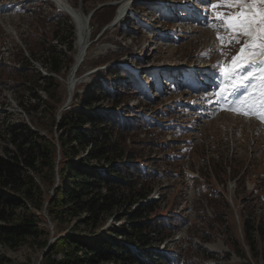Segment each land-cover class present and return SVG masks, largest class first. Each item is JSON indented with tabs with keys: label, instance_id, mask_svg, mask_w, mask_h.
Segmentation results:
<instances>
[{
	"label": "rangeland",
	"instance_id": "1",
	"mask_svg": "<svg viewBox=\"0 0 264 264\" xmlns=\"http://www.w3.org/2000/svg\"><path fill=\"white\" fill-rule=\"evenodd\" d=\"M66 1L76 9L82 8L85 14L92 13L88 19L85 53L77 67L79 80L71 94L66 83L69 71L64 73L65 68H62L63 76L53 74L60 83L55 102L57 115L70 105L74 92H82L83 86L97 76L95 73H102L112 65L131 67L136 78L145 85L141 91H135V85L120 89L122 93L128 92V96L123 94L125 111L151 119L136 141L132 138L125 141L126 148L135 150L139 160L150 170L152 168L153 173L147 197L131 204L130 211L144 205V212L155 220L165 214H176L183 219L166 239L159 240L165 235V229L159 234L153 233L156 238L146 248L161 254L165 249L179 255L187 252L194 264H264L261 235L248 227L250 236L257 238L255 257L243 230L247 220L248 224L264 228V124L261 123L264 120L259 118L258 112L253 116L261 122L250 121L241 113L225 111L227 108L222 107L217 96L219 90L214 96L187 92L184 96V90L193 91L181 83V75L195 65L203 72L216 70L217 78L222 72L225 78L229 77L225 69L232 67L235 53L247 37L239 36L238 40L229 42L231 31L216 17L218 13L237 9H213L211 5L219 0H125L130 3L128 10L113 24L117 7L124 0ZM188 1L191 3L186 8ZM104 5L113 6L108 18L102 10ZM58 7L52 0H0V153L5 146L13 149L6 131L8 124L23 121L39 133L56 135L49 114L44 111V102L30 99L32 106H28V95L34 91L29 79L33 78L40 84L37 93L50 101L42 89L45 82L42 76L50 71L49 60L44 57L55 55L61 62L72 57L75 61L76 35L72 18L66 19V26H62L65 27L64 38L58 33V41L55 37L49 40L57 27L53 18L59 14ZM97 8L99 10L92 17ZM155 8L163 11L161 18ZM131 17L134 24L129 20ZM211 18L215 25H211ZM71 27L74 34L70 36ZM120 27L125 30L122 34ZM34 33L42 35L40 42L47 40L55 44V48L45 51L33 40L31 34ZM41 33L46 34V38ZM218 34L224 37L223 41L217 38ZM256 59L249 66L247 64L248 68L238 66L234 69V73H241L242 77L249 71L255 73L245 81L244 88L250 95L260 91L256 82L261 83L259 77L264 73V60ZM26 60L30 61L32 69L16 68L25 65ZM238 97L243 98L242 95ZM200 100L210 103L202 112L198 105L204 107L207 103ZM107 102L109 99L105 98L104 103ZM255 105L259 110V104ZM28 107L30 110L26 109ZM115 110L119 111V107ZM29 172L40 187L37 191L40 206L20 196L21 206L26 204L38 216L41 232L38 237H26L16 247L0 240V264H43L44 255L56 237L68 231L88 233L91 229L85 223L76 222L84 213L62 222L53 221L46 207L57 185V174L51 185L43 181V172ZM119 188L125 193L128 191L125 185ZM213 190L217 194L211 195ZM14 210L21 212L23 209L16 207ZM119 214L122 215L117 219ZM104 217L92 227L96 233L105 235L108 228L129 224L127 214L120 209ZM124 238L118 233L113 242L124 243ZM61 256L60 252L53 255L55 258ZM161 260L165 261L164 257Z\"/></svg>",
	"mask_w": 264,
	"mask_h": 264
},
{
	"label": "trees",
	"instance_id": "2",
	"mask_svg": "<svg viewBox=\"0 0 264 264\" xmlns=\"http://www.w3.org/2000/svg\"><path fill=\"white\" fill-rule=\"evenodd\" d=\"M98 10L93 11L92 17ZM102 10L108 18L113 12V6L104 5ZM58 13L53 18L57 27H54L49 40L55 37L58 41L59 34L62 38L66 35L65 27L62 26H66V19L70 17L63 10ZM129 20L134 24L133 17ZM72 27L68 33L70 36L74 34ZM120 28L119 33L122 34L125 30ZM31 35L35 43L40 44L45 51L55 48V44H49L45 39L43 43L40 42L42 35ZM43 35L46 38L47 35ZM68 47L72 48V42L69 41ZM44 59L49 60L50 71L48 75L42 76L45 81L42 89L50 101L41 98L37 93L40 84L29 78L34 91L28 95V106L31 105L30 99L44 102V111L49 114L56 135L39 133L23 121L6 125L8 140L13 149L5 146L3 153H0V240L16 247L26 237L35 238L40 234L38 216L26 204L21 206L23 201L20 196L40 206L37 196L40 187L29 170L37 173L41 171L45 183L52 185L56 174L58 177L46 207L51 219L62 222L84 213L76 222L85 223L91 228L88 233L68 231L56 237L44 255L43 264H194L187 252L179 255L165 249L161 254L155 249L146 248L156 238L153 233L159 234L161 229H165V235L159 240L166 239L172 228L183 220L181 217L165 214L155 220L144 212V205L130 211L131 204L147 197L153 173L152 168L150 170L149 166L139 160L135 150L126 148L125 141L127 138L137 140L151 119L138 113L132 115L127 109L125 111L122 107V101L125 100L123 94L128 92L122 93L121 90L127 89L128 85H135V91H141L145 85L124 65H112L102 73H95L97 76H93L95 78L83 86L82 92H74L70 105L57 115L55 102L60 83L53 74L63 76L66 71H70L74 60L69 57L61 62L55 55ZM25 67L32 69L30 61L26 60L23 66H16L18 69ZM62 68H65L64 73H61ZM78 73L80 71L77 68L75 74ZM105 98L109 102L104 103ZM118 107L119 111H116ZM26 109L30 110L29 107ZM120 185H125L128 191L123 192ZM210 194L215 195L217 192L213 190ZM16 207L23 210L16 212ZM115 209L127 214L129 224L108 228L104 231L105 235L96 233L92 227ZM248 223L247 220L243 229L246 242L252 244L251 250L256 257L257 238L251 237L247 229L250 227L252 231H258L263 241L261 252L264 256V228ZM118 233L124 235V243L113 242ZM44 244H47L46 240ZM59 252L61 257H53ZM240 253L244 254L241 250ZM163 257L165 261L161 260Z\"/></svg>",
	"mask_w": 264,
	"mask_h": 264
},
{
	"label": "snow or ice",
	"instance_id": "3",
	"mask_svg": "<svg viewBox=\"0 0 264 264\" xmlns=\"http://www.w3.org/2000/svg\"><path fill=\"white\" fill-rule=\"evenodd\" d=\"M213 9L228 8L237 9L235 12L218 13L216 19L224 22V27L230 30L232 35L228 37L229 42L239 36L248 38V42L240 48L239 54L234 57L232 67L225 70L226 76L234 74V69L241 65V62L254 63L256 58L264 60V0H219L211 5ZM221 41L224 37L218 34ZM255 73L249 71L243 76V80L252 78ZM260 101L258 115L264 120V73L260 74ZM237 109L242 114H253V108Z\"/></svg>",
	"mask_w": 264,
	"mask_h": 264
},
{
	"label": "bare ground",
	"instance_id": "4",
	"mask_svg": "<svg viewBox=\"0 0 264 264\" xmlns=\"http://www.w3.org/2000/svg\"><path fill=\"white\" fill-rule=\"evenodd\" d=\"M54 1L55 4H57L61 10L65 11L73 20L74 24H75V35H76V38H75V43H76V54H75V61L74 64H72V67H71V70L69 71L68 75H67V85H68V88L69 89H72L74 88L75 86V77H76V70H77V67L81 61V59L83 58L84 56V53H85V48H86V44H87V37L89 35V32L87 30V27H88V19H90L88 17L87 14H85L83 11H81L80 9H76L74 7H72L66 0H52ZM127 1H122L119 5V8H120V11L117 13H121L122 11L124 10H128V5H127ZM117 21V19H114L112 21V23L114 24L115 22ZM248 42V38H246L242 44V46H244L246 43ZM241 46V47H242ZM240 52V50H239ZM238 52V54H239ZM237 54V55H238ZM236 55V56H237ZM257 60V59H255ZM249 64H252V63H247V62H241V67H246L248 68ZM239 72V69L238 71ZM252 72V71H251ZM247 82H245V80H243V77H242V74L240 73H234L233 75L230 76V78L224 83V85L222 86V89L219 90V92L213 94L218 96L220 102L222 103L221 105H223V103L226 105L225 107L233 112H239V113H242L241 111H237V109H248V107L250 105H255V102L253 104H249V96L250 94L249 93H246L247 89H242L244 88V86H246L247 84H245ZM238 87L241 88V92L238 93L237 90H238ZM249 87H251V84H249ZM73 91V90H72ZM242 92L246 93L244 98L242 100V102L240 103V105L242 107H238L234 100L239 99L238 95L242 94ZM242 99V98H241ZM218 101V103H220ZM245 104V105H244ZM222 108V107H220ZM219 109V108H218ZM255 112H258V107H254L253 108V114H255ZM253 114H250L253 116ZM218 114H216L217 116ZM249 116V115H248ZM250 122V121H249Z\"/></svg>",
	"mask_w": 264,
	"mask_h": 264
},
{
	"label": "water",
	"instance_id": "5",
	"mask_svg": "<svg viewBox=\"0 0 264 264\" xmlns=\"http://www.w3.org/2000/svg\"><path fill=\"white\" fill-rule=\"evenodd\" d=\"M91 13H92V11H91V12H89V14H88V17L91 15Z\"/></svg>",
	"mask_w": 264,
	"mask_h": 264
}]
</instances>
